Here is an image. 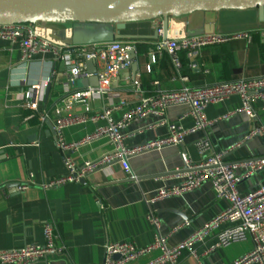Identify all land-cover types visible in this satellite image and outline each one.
Instances as JSON below:
<instances>
[{
    "label": "crops",
    "instance_id": "0c3cea01",
    "mask_svg": "<svg viewBox=\"0 0 264 264\" xmlns=\"http://www.w3.org/2000/svg\"><path fill=\"white\" fill-rule=\"evenodd\" d=\"M56 28L54 40L70 46L86 45L116 39L136 49L139 70L131 79L130 65L112 76L110 92L118 94L127 105L136 104L142 94L178 90L182 85L202 87L225 81H237L264 76V17H259L257 7L244 9L197 10L168 18L167 35H191L206 30L230 33L250 30V41L231 40L224 44L206 46L188 58L179 52L183 75L181 82L175 75L168 55L157 50L159 36L155 32L161 18L132 21L117 30L115 23L100 22H47ZM118 34L131 36L117 39ZM151 50V51H149ZM17 43L0 40V250L22 248L30 243L43 242V225L54 227L57 242L64 247L62 254L31 264H101L104 248L113 242L131 241L145 246L153 240V229L147 219L148 204L155 191L174 184L184 173L180 151H185L196 162L199 154L195 143L206 136L217 152H226V159L238 162L253 156H264V138L253 136L245 139L255 128H264V99L251 102L256 114L253 119L236 112L227 118L221 116L241 106L238 96L221 102H211L204 110L208 120H215L205 132L186 134L178 146L146 151L129 158L135 178H125L119 163L91 173L84 183H68L60 187L43 188L42 185L65 170L61 155L54 145V108L65 97L63 91V67L55 63L48 50L38 54L27 64H20ZM86 66V64H85ZM96 70L100 64L94 62ZM149 67V71H147ZM87 70V68H86ZM49 79L50 91L42 92L37 110L26 107L24 93L37 82ZM138 81L140 91L134 86ZM73 89H84L75 85ZM107 95L93 102L94 108L105 107ZM45 111L49 119L39 120ZM72 112H82L80 104H74ZM115 117L119 113L114 114ZM161 117L148 116L135 119L122 130L124 144L133 148L144 142L163 136L166 127L160 125ZM166 118L182 128H190L194 119L186 105L169 107ZM75 126L66 130L68 140H77L94 128ZM107 139H99L80 146L71 157L80 165L94 160L109 151ZM238 173L243 172L238 168ZM264 182V169L242 180L238 188L244 193ZM25 186V188H20ZM227 207V202L215 197L207 182L179 195L155 202L151 208L160 221V232L167 234L172 228L189 222L169 236L173 246L185 239ZM226 227L220 224L204 240L192 245L193 253L183 250L177 264H228L252 250L250 236L233 241L207 252L217 243L218 233ZM155 254L144 256L135 264H142ZM1 264V263H0Z\"/></svg>",
    "mask_w": 264,
    "mask_h": 264
},
{
    "label": "built area",
    "instance_id": "2783aa9c",
    "mask_svg": "<svg viewBox=\"0 0 264 264\" xmlns=\"http://www.w3.org/2000/svg\"><path fill=\"white\" fill-rule=\"evenodd\" d=\"M56 28L47 22L35 23H5L0 24V40L11 44L17 43L20 50V64H27L38 54L50 51L55 63L63 67L64 99L53 111L55 124L53 127L54 145L61 155L65 172L51 178L42 185L43 188L60 187L68 183H80L91 173L105 168L113 163H119L124 171L125 178H135L129 165L131 156L150 151L161 150L167 146H178L186 134L195 131L205 132L215 120H208L204 110L211 102H221L231 96H238L241 106L228 116L241 112L248 118L256 117L251 102L255 99H264V76L225 81L202 87L182 85L178 90L161 91L151 95L142 94L138 102L132 106L119 98L118 94L111 93L109 88L111 78L118 72L126 69L130 62L127 51L132 48L128 44L113 39L93 42L86 45L70 46L64 41L54 40ZM156 33L159 36L156 49L164 50L169 57L176 77L181 82L187 81V76L180 72L181 61L179 52L190 58L203 47L224 44L231 40L250 41V30H240L230 33L219 31L199 32L191 35H167L162 23L156 24ZM260 33L264 35V28ZM86 60H93L100 64L96 70L98 86L84 89H73L77 80L91 76L85 66ZM149 71V67H147ZM49 79H43L31 85L24 93L26 107L37 110V101L42 99V92L48 85ZM135 88L140 91L138 81H134ZM107 95L108 103L105 107L94 108L95 99ZM82 106V112H72L74 104ZM186 105L194 119V124L187 129L182 128L166 118L169 107ZM119 113L115 117V113ZM148 116L161 117L159 124L166 127L163 136L144 142L133 148L124 144L123 128L135 119ZM45 111L39 113V120H48ZM94 124V128L77 140H68L66 130L75 126ZM264 138V128L257 127L247 136ZM107 139L111 149L94 160H86L78 165L71 157V152L80 146L99 139ZM199 160L193 162L185 151H180L182 169L184 173L172 185L158 188L154 195L147 200V219L153 229V240L145 246H138L131 241L109 243L104 248L101 264H135L144 256L155 254L142 264H177L181 252L188 250L193 253L192 245L200 242L220 224L226 227L218 233L217 243L207 252L217 247L225 246L233 241L243 240L250 236L254 241L252 250L228 264H264V182L258 183L247 192H240L239 183L264 169V156H253L238 162L226 159V152L214 150L209 139L204 136L196 143ZM238 168L243 172L238 173ZM209 183L218 199L227 202V207L215 218L195 229L185 239L173 246L168 245V238L189 222L172 228L167 234L160 232V221L154 214L151 206L162 199L179 195L185 191ZM25 188V186H20ZM64 247L57 242L54 227L46 222L43 225V242L26 244L22 248L0 250L1 264H31L47 260L48 257L62 254Z\"/></svg>",
    "mask_w": 264,
    "mask_h": 264
},
{
    "label": "water",
    "instance_id": "95a60500",
    "mask_svg": "<svg viewBox=\"0 0 264 264\" xmlns=\"http://www.w3.org/2000/svg\"><path fill=\"white\" fill-rule=\"evenodd\" d=\"M257 7L259 17H264V0H0V24L35 22H100L115 23L117 30L132 21L161 18L163 30L167 32L168 18L173 15L191 13L197 10L244 9ZM156 32V30H155ZM200 32H213L204 27ZM199 33V32H197ZM131 36L118 34L117 39ZM113 40V39H109ZM151 51V50H149ZM141 49L130 48L127 59L130 62L131 79L139 70L138 57ZM91 75L77 80L82 88L98 86L96 67L93 60L85 62ZM50 91V83L46 95ZM49 129L53 131L49 124ZM2 151L0 150V156ZM82 183L85 181L82 180Z\"/></svg>",
    "mask_w": 264,
    "mask_h": 264
},
{
    "label": "trees",
    "instance_id": "16d2710c",
    "mask_svg": "<svg viewBox=\"0 0 264 264\" xmlns=\"http://www.w3.org/2000/svg\"><path fill=\"white\" fill-rule=\"evenodd\" d=\"M180 61H181V59H180ZM182 65V64H181ZM182 69H180V72L182 73V71H181ZM183 74V73H182Z\"/></svg>",
    "mask_w": 264,
    "mask_h": 264
}]
</instances>
